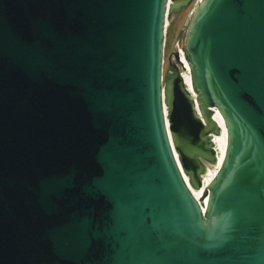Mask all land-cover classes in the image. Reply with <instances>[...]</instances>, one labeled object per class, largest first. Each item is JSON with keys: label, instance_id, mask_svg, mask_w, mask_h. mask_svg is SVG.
<instances>
[{"label": "water", "instance_id": "95a60500", "mask_svg": "<svg viewBox=\"0 0 264 264\" xmlns=\"http://www.w3.org/2000/svg\"><path fill=\"white\" fill-rule=\"evenodd\" d=\"M189 1L0 0V264H264V0H196L164 70Z\"/></svg>", "mask_w": 264, "mask_h": 264}, {"label": "rangeland", "instance_id": "374dc122", "mask_svg": "<svg viewBox=\"0 0 264 264\" xmlns=\"http://www.w3.org/2000/svg\"><path fill=\"white\" fill-rule=\"evenodd\" d=\"M196 0H190L188 3L185 5H181L179 12L176 14L175 18L173 20H170L167 35H166V42H165V63H164V70H165V64L167 60V55L168 51L170 48V45L173 43V41L176 39L178 36L182 26L185 24L187 21L189 14L193 10L195 6ZM170 57L172 61L174 62L175 65H178L180 70H183V68L180 66V63L175 59V55L173 51L170 52ZM207 165L209 167V170L211 173L205 174V179L209 180L213 173L216 171V166L214 164H211L210 162L207 161Z\"/></svg>", "mask_w": 264, "mask_h": 264}, {"label": "bare ground", "instance_id": "6f19581e", "mask_svg": "<svg viewBox=\"0 0 264 264\" xmlns=\"http://www.w3.org/2000/svg\"><path fill=\"white\" fill-rule=\"evenodd\" d=\"M182 72V77L185 83V86L187 88V90L189 91V93L194 97V90H193V85H192V78H191V73H190V67L187 68H183V70H181ZM226 144H227V136H225L224 134H220L218 131L214 132L213 135V146L216 149V157L218 159V163L216 165V171L215 173H213V175L211 176V178L209 180H206L205 174H207L206 172H202V180H203V185H202V191H198L196 188H194L192 185H190V183L188 182L190 188L192 189V191L198 195L199 197L203 198V193L208 185V183L211 181V179L214 177V175L216 174V172L219 169V166L221 164V161L223 159V155L225 153V149H226ZM208 162H210L208 160ZM211 164H213L212 162H210ZM204 164L208 167L207 165V161L204 162ZM209 168V167H208Z\"/></svg>", "mask_w": 264, "mask_h": 264}]
</instances>
